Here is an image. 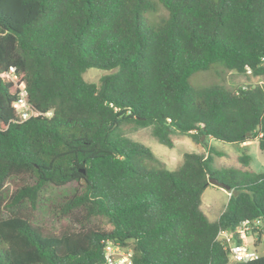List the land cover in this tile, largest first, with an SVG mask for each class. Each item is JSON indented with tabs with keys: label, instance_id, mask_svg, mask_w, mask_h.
Listing matches in <instances>:
<instances>
[{
	"label": "trees",
	"instance_id": "16d2710c",
	"mask_svg": "<svg viewBox=\"0 0 264 264\" xmlns=\"http://www.w3.org/2000/svg\"><path fill=\"white\" fill-rule=\"evenodd\" d=\"M263 62L264 0H0V264H105L107 241L133 264H264L235 263L216 240L246 219L264 229V173L241 147L264 152V84L190 81L258 76ZM10 68L35 110L23 123ZM90 68L111 73L88 83ZM127 128L206 153L169 171ZM209 140L241 149L243 168L217 169ZM210 179L231 193L214 222Z\"/></svg>",
	"mask_w": 264,
	"mask_h": 264
},
{
	"label": "rangeland",
	"instance_id": "374dc122",
	"mask_svg": "<svg viewBox=\"0 0 264 264\" xmlns=\"http://www.w3.org/2000/svg\"><path fill=\"white\" fill-rule=\"evenodd\" d=\"M158 14L164 16L166 12L161 9ZM158 20V17H149L151 24H156ZM262 66L264 68V62ZM110 73L105 70L90 68L84 74V79L88 83L98 84L103 76ZM190 81L195 87H208L218 84L229 90H237L260 83L264 84V72L258 76L250 73L239 75L230 71H221L219 74L214 72H200L192 76ZM128 134L133 140L150 148L169 171H175L181 165L185 153H206L203 145L194 143L186 136H174L175 146L171 149L159 144L153 138L151 129H142L137 132L128 131ZM207 144L208 146H214L218 152L222 153L220 156H215V167L217 169L243 168V165L239 161L242 151L237 146L215 140H209ZM246 149L251 157L249 168L256 173H264V152L260 150L258 143L253 141ZM230 194L229 191L213 185H210L204 191L202 196V210L210 220L215 221L219 218L228 203Z\"/></svg>",
	"mask_w": 264,
	"mask_h": 264
},
{
	"label": "built area",
	"instance_id": "2783aa9c",
	"mask_svg": "<svg viewBox=\"0 0 264 264\" xmlns=\"http://www.w3.org/2000/svg\"><path fill=\"white\" fill-rule=\"evenodd\" d=\"M15 68H10L9 78L18 86L20 93L16 101L19 122L23 123L35 115L34 108L26 101L24 83H18ZM231 196V194H230ZM216 240L228 251L235 263H247L264 257V229L260 218L242 221L235 231L220 230ZM133 251L112 241L106 242L105 264H133Z\"/></svg>",
	"mask_w": 264,
	"mask_h": 264
},
{
	"label": "water",
	"instance_id": "95a60500",
	"mask_svg": "<svg viewBox=\"0 0 264 264\" xmlns=\"http://www.w3.org/2000/svg\"><path fill=\"white\" fill-rule=\"evenodd\" d=\"M209 184H210V185H213V186L220 187V188H222V189H224V190H226V191L229 190V187H228L226 184L220 182V181L217 180V179H210V180H209Z\"/></svg>",
	"mask_w": 264,
	"mask_h": 264
},
{
	"label": "crops",
	"instance_id": "0c3cea01",
	"mask_svg": "<svg viewBox=\"0 0 264 264\" xmlns=\"http://www.w3.org/2000/svg\"><path fill=\"white\" fill-rule=\"evenodd\" d=\"M255 142H257L258 143V141H255ZM251 142H248V143H245L243 146H241V147H247L249 144H250ZM259 145V144H258ZM209 220H210V218H209ZM210 221H212V220H210ZM216 221V220H215ZM212 222H214V221H212Z\"/></svg>",
	"mask_w": 264,
	"mask_h": 264
}]
</instances>
